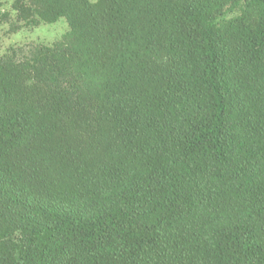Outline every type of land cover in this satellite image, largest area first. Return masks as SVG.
I'll list each match as a JSON object with an SVG mask.
<instances>
[{
  "label": "trees",
  "instance_id": "trees-1",
  "mask_svg": "<svg viewBox=\"0 0 264 264\" xmlns=\"http://www.w3.org/2000/svg\"><path fill=\"white\" fill-rule=\"evenodd\" d=\"M0 264H264V0H13Z\"/></svg>",
  "mask_w": 264,
  "mask_h": 264
},
{
  "label": "rangeland",
  "instance_id": "rangeland-1",
  "mask_svg": "<svg viewBox=\"0 0 264 264\" xmlns=\"http://www.w3.org/2000/svg\"><path fill=\"white\" fill-rule=\"evenodd\" d=\"M12 3L13 0H0V56L11 49L22 48L26 51L36 44H51L68 30L63 19L53 24L40 23L26 27L23 21L17 18Z\"/></svg>",
  "mask_w": 264,
  "mask_h": 264
}]
</instances>
